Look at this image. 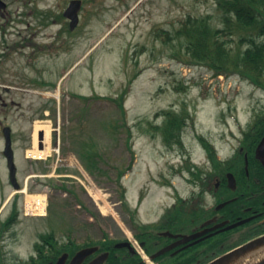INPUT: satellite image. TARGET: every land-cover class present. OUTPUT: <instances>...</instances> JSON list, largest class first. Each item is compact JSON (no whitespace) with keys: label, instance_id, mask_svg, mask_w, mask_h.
I'll return each mask as SVG.
<instances>
[{"label":"rangeland","instance_id":"374dc122","mask_svg":"<svg viewBox=\"0 0 264 264\" xmlns=\"http://www.w3.org/2000/svg\"><path fill=\"white\" fill-rule=\"evenodd\" d=\"M4 1L11 3L14 18L19 16L14 24L15 39L18 36L20 43L31 41L42 46L46 30L41 28L33 38V29L41 26L48 6H57L58 11L65 0ZM137 1L101 0L98 20L80 36L67 35L66 54L50 61L38 59L51 67L52 74L56 66L64 70L51 77L57 83L65 76L56 91L43 95L29 92L27 84L21 82L15 83L22 89L20 93L0 100V108L8 104L0 111V230L15 203L20 210L16 224L4 234L0 231V237L8 239L0 242V264H18L19 258L30 254L41 234L51 232L56 237L75 236L95 243L130 240L140 245L134 215L140 224H158L178 198L188 199L198 191L185 165L190 160L205 169L208 157L200 137L215 146L220 158L231 156L241 129L253 123L264 102V92L238 75L216 76L205 66L174 58L179 46L173 40L165 43L159 35L160 28L173 32L188 16L211 15L212 25L222 28L213 0H163L162 10L153 11L147 21L140 19L136 24L145 6L136 9L129 20H122ZM156 27L158 32L153 31ZM28 52L20 53L21 65L26 66ZM71 68V74H65ZM134 75L137 77L125 101L127 127L122 128L118 126L122 119L118 106L96 97L117 98ZM60 91L66 94L61 96ZM12 99L18 104H12ZM46 108L50 111H44ZM172 108H186L191 114L184 133V152L167 148L161 138L148 131V122L161 124L164 118L156 115ZM38 122L50 123L54 149L40 159L28 153L39 148L35 143L41 133L36 134ZM7 126L13 131L18 181L22 190L27 189L26 194L13 195L3 154L2 129ZM127 130L132 134L129 144ZM84 143L97 147L102 155L101 169L107 175H92L85 169L80 156ZM119 171L126 172L121 184L126 189L127 206L117 183ZM65 186L73 193L64 191ZM40 194L48 196V214L26 216V203L30 207L32 195Z\"/></svg>","mask_w":264,"mask_h":264},{"label":"flooded vegetation","instance_id":"af4514ba","mask_svg":"<svg viewBox=\"0 0 264 264\" xmlns=\"http://www.w3.org/2000/svg\"><path fill=\"white\" fill-rule=\"evenodd\" d=\"M73 1L75 0H65L63 7L58 6V11L55 10L57 6L47 7L42 15L41 26L33 29V38L40 34L38 30L41 28L46 30V42L42 46L31 41L20 43L18 36L15 39L14 24L19 22V16L14 18V13L10 11L11 3L6 2L7 11H0V100L6 101L13 93H20L22 89L15 87V83L27 84L29 92L41 95L57 90V85L64 75L60 76L57 83H54L51 77H58L59 72L63 73L61 65L56 66L52 74L51 67L45 63L42 65L38 59L45 57V60L50 61L66 54L67 35H82L85 28L93 20H98L100 15L101 0H77L80 1L79 23L73 29L72 22L67 17ZM125 1L128 4L132 0ZM162 1L138 0L122 20H129L134 16L136 9L145 6L140 18H136V24L140 19L147 21L153 11L158 13L162 10ZM158 30L159 27L153 29L155 32ZM162 30L160 28V31ZM26 49L29 52L25 66L20 64L19 59L20 53ZM60 94L65 95L66 91H60ZM11 103L18 104L13 99ZM260 104L254 122L241 129L233 154L226 158L218 157L216 162L208 158L202 178L198 181L199 197L192 195L193 197L185 200L193 202V210L185 226H180L178 230L158 231L157 238L146 236V239L141 241L143 248L150 250L152 255L170 249L155 259L156 264H208L209 262H204L233 250L226 251L229 246H242L264 237V149L261 150L262 154L258 155L264 140V102ZM6 106L8 104L5 102L0 111H5ZM44 111H50V108ZM234 225V228L227 229ZM165 232L181 236L203 233L198 239H206L190 246L196 240L181 244V237H164L162 234ZM6 238L2 235L0 242L7 241ZM128 242L129 240H114L107 243L104 239L101 243L92 244L88 239L82 240L75 236L39 238L34 242L30 254L19 258L18 264H72L74 258L84 250H89V254L80 264H91L99 259L104 260V264L109 261L113 264H140L137 251L127 246ZM191 255V259H196L193 263H190Z\"/></svg>","mask_w":264,"mask_h":264},{"label":"trees","instance_id":"16d2710c","mask_svg":"<svg viewBox=\"0 0 264 264\" xmlns=\"http://www.w3.org/2000/svg\"><path fill=\"white\" fill-rule=\"evenodd\" d=\"M223 24L222 28L212 25V16L204 17L189 16L187 20L180 24V27L173 32L163 31L159 34L165 39V43L173 40L179 46L178 52L174 53V58L183 61L187 59L191 65L205 66L216 76L223 75L231 77L238 75L256 87L264 90V0H213ZM145 48L141 50L144 52ZM137 75H134L126 88L118 95L117 98L96 97V99L108 100L118 106L120 109L121 121L118 126L127 127L125 101L129 95L130 87ZM83 101L88 99L83 96H74ZM157 118L163 117L161 124L153 125L148 122V131L152 132L154 137L162 139L164 145L169 149H178L185 151L184 133L192 120L191 114L186 108L177 111L168 109L159 112ZM151 130V131H150ZM127 142L129 144L132 134L127 130ZM200 140L207 151L208 156L217 161L216 151L213 145L205 138ZM81 160L85 169L92 175L102 173L107 175L101 169V153L94 144H82ZM194 165L187 161L185 169L191 174L192 182L200 181L202 174L199 169L193 170ZM131 170V166L127 171ZM125 171H119L117 183L121 188L122 202L127 206L126 189L122 187L121 181L125 176ZM64 191L73 193L66 186ZM193 210L190 202L178 200V205L167 212L162 221L156 225H142L133 216L134 230L139 242L146 239V236L157 238V232L161 230H178L179 227L185 226L187 219ZM20 216L17 203H15L11 216L4 223V229L7 230L16 222ZM42 238L55 237L54 233L41 234ZM38 245V244H37ZM239 244L226 248L229 251ZM151 254V251L148 250ZM193 255L190 256V259ZM210 258L204 263L214 259ZM196 259H191L190 263ZM106 264H113L109 261Z\"/></svg>","mask_w":264,"mask_h":264},{"label":"water","instance_id":"95a60500","mask_svg":"<svg viewBox=\"0 0 264 264\" xmlns=\"http://www.w3.org/2000/svg\"><path fill=\"white\" fill-rule=\"evenodd\" d=\"M7 8V4L5 2H3L2 0H0V11L6 10ZM80 10V2L79 1H74L71 3L70 8L68 9L67 12V17L72 21V28L74 29L79 22V18H78V12ZM4 136H5V140H6V146H5V156L7 158V162H8V168L10 171V179H11V183L15 189V191H19L21 189L20 184L18 183L17 180V167L15 164V152L13 150V141H12V130L11 128L7 127L4 129ZM44 134L43 132L40 133L39 135V140H43ZM40 148L43 149V146L40 145ZM264 149V140L261 143L260 147H259V151H258V155L262 154L261 150ZM235 226H231L228 229L234 228ZM203 233H197L191 236H183L182 240H181V244L183 243H187L193 240H196L197 238H199L200 236H202ZM164 236H170V237H174L177 238L178 236H174L170 233H165ZM206 238L197 240L196 242H194L192 245H195L197 243H200L201 241L205 240ZM264 244V237H262L261 239L257 240V241H253L251 243H248L246 245H243L242 247L220 257L219 259H217L216 261L210 263V264H224L226 263L229 259L239 256V255H243L246 252L250 251L251 249H254L257 246L263 245ZM130 245V244H127ZM170 249L164 250L160 253H158L157 255H154L152 258L155 259L157 256H159L160 254H163L165 252H167ZM87 254H89V251H83L80 254H78L76 256V258L74 259V261L72 262V264H80V262L86 258ZM104 262V260L100 259V260H96L91 264H102ZM61 264V262L59 263ZM264 264V263H261Z\"/></svg>","mask_w":264,"mask_h":264},{"label":"bare ground","instance_id":"6f19581e","mask_svg":"<svg viewBox=\"0 0 264 264\" xmlns=\"http://www.w3.org/2000/svg\"><path fill=\"white\" fill-rule=\"evenodd\" d=\"M38 131L43 132V140L35 139V143L39 144V148L34 147L28 153L32 155V158H43L44 156L51 154L54 149L51 147V126L49 122H38L36 126V134ZM40 145L43 146V149L40 148ZM33 198L31 197V200ZM43 200V198H40ZM44 202H42L43 204ZM264 263V244L251 249L243 255H239L229 259L224 264H261Z\"/></svg>","mask_w":264,"mask_h":264},{"label":"built area","instance_id":"2783aa9c","mask_svg":"<svg viewBox=\"0 0 264 264\" xmlns=\"http://www.w3.org/2000/svg\"><path fill=\"white\" fill-rule=\"evenodd\" d=\"M33 210L35 213H39V214L43 213V212H41V210L38 207H33Z\"/></svg>","mask_w":264,"mask_h":264}]
</instances>
